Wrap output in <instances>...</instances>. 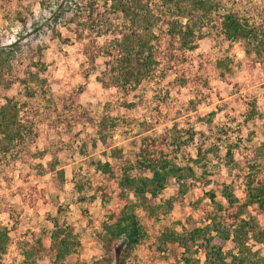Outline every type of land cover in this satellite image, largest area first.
<instances>
[{
	"label": "rangeland",
	"instance_id": "1",
	"mask_svg": "<svg viewBox=\"0 0 264 264\" xmlns=\"http://www.w3.org/2000/svg\"><path fill=\"white\" fill-rule=\"evenodd\" d=\"M192 1L165 6L162 0H144V8L148 6L151 16L171 10L184 24L188 22L184 14L193 9ZM210 1L218 6L215 0ZM236 1L232 0L235 9L245 10L250 0ZM251 1L264 6V0ZM1 4L2 0L0 43L5 60L0 75L10 80L0 81V108L7 99H17L15 102L26 109L19 111L16 120H5L0 126V130H8L6 137L0 134V175L12 176L11 187L0 193V232L7 238L0 240V264H52L54 257L48 248L55 222L71 227L80 243L78 252L59 264H93L95 256H101L96 237L102 221L126 205L146 232L132 264H173L174 255L178 260L185 255L191 264H207L201 240L183 242L186 254L181 244L160 249L165 235L183 233L186 237L193 228L207 224L208 214L222 213L218 206H225V193L243 205L247 202L246 183L253 181L254 187L264 182V74L260 66L259 70H241L244 44L229 48L207 37L203 45L186 53L183 65L160 63L150 79L126 95L102 57L96 61L95 73L84 76L80 67L85 60L75 40L74 24L68 23L70 15L52 27L39 0H19L10 7L11 13L20 9L26 14L29 7L34 17L26 30L19 32L16 22L2 12ZM100 6L104 10L103 1ZM231 6L229 2L224 7ZM210 12L209 16L214 14ZM207 18L197 23L206 26ZM155 20L141 22L140 26L147 28L145 38L163 39L166 29ZM221 53L232 62L226 83L216 76L215 63ZM135 61L132 57L133 66ZM196 65H201L202 72L197 73L208 81V87H199V96L206 100L195 106L192 85L181 87L173 80L178 72L186 68L194 71ZM63 100L67 107H62ZM247 103L255 105L252 117L245 109ZM78 106L88 109L85 118L80 117ZM187 129L196 134L190 143H186ZM101 136L110 148L103 145ZM144 138L155 139L158 148L162 145L175 170L155 198L149 194L150 184L148 191L138 196L96 170L98 163L118 166L115 169L132 166L131 175L150 179L151 174L136 165ZM197 149L206 154L204 162L197 161ZM79 180H89L94 187L108 185L109 190L106 195L86 192L92 199L78 204L73 190ZM241 216L260 222L251 207L244 208ZM29 232L40 241L37 253H27L32 240ZM245 246L252 255L247 264H264V243L248 238ZM221 248L225 253H237L230 241Z\"/></svg>",
	"mask_w": 264,
	"mask_h": 264
},
{
	"label": "trees",
	"instance_id": "2",
	"mask_svg": "<svg viewBox=\"0 0 264 264\" xmlns=\"http://www.w3.org/2000/svg\"><path fill=\"white\" fill-rule=\"evenodd\" d=\"M17 1L19 0H2L1 10L3 13L7 12L6 17L15 21L19 32H23L31 24L34 17L29 7L26 9V14L20 9L11 13L10 7ZM26 1L28 0H21V3ZM101 1L105 5L104 10L100 8ZM162 1L167 6L174 1L179 5L186 0ZM233 1L234 3L237 2L236 0ZM229 2L233 6L224 7ZM192 3L193 9L189 10L188 14H184L187 15L188 22L182 24L179 21L181 16L175 19L171 10H168L166 14H162L160 11L158 12L159 16H151L148 6L146 5L144 8V0H39L43 15L48 11L49 23L52 27H57L59 21L70 15L68 23L74 24L75 40L85 60L80 67L84 76L88 77L95 73L96 61L102 57L105 59L103 62L105 68L116 74L119 88L126 95L139 86L143 80L150 79V75L154 73L160 63H168L173 66L183 65L187 58L186 53L203 45L207 37L212 38L211 41H222V43L229 45V48L236 43H243L241 51L244 54V61L240 64L241 70L243 72L253 69L259 70L258 66H260L264 74V6L256 5L251 0L245 10L235 9L232 0H215L218 6H214V2L210 0H193ZM220 6L222 8H219ZM213 7L214 9H212ZM183 9L186 11V8ZM212 10L214 14L209 16ZM206 18L208 19L206 26L197 23V21H204ZM155 19L160 21L161 26L166 29L162 33L165 36L163 39L158 38V36H150V39L145 38L147 28L140 26L141 22L152 23L153 20L156 21ZM100 38L104 40L100 41ZM164 43L165 46H163ZM1 47L0 43V66L5 60ZM202 56H197L196 59H202ZM132 57L136 58L135 66L131 64ZM188 57L192 59L191 56ZM215 64L216 76L221 82L226 83V75L231 72V59L228 58V55L221 53ZM199 71H201V65H196L194 71L186 68L178 72L179 74L175 73L177 76L173 80L180 82L181 87L188 84L192 85L196 95L192 104L195 106L206 100V98L202 100L199 96V87H208V81L197 73ZM8 80L10 78L0 75V81ZM29 95L28 97H31V94ZM16 100L7 99L6 104L0 108V126L5 123V120H16L19 117V111L26 109V107L17 104ZM66 103V100H63L62 107H67ZM78 107L80 117L85 118L88 109ZM245 107L247 113L250 114L248 117H252L255 113V105L247 103ZM25 115L27 119L28 113ZM29 119L32 120V118ZM6 131L0 130V134L2 133L6 137L8 130ZM186 134L188 135L186 143L192 142L196 136L194 131L189 129L186 130ZM100 141L104 143L105 147H111L103 136L100 137ZM157 144L155 139L144 138L139 161L136 162L138 169L146 170L151 174L150 179L136 178L131 175L134 170L132 166L115 169L118 166L98 163L96 170L103 175H108L109 179L115 180L116 183L120 181L122 183L119 184L121 188L130 189L138 196L145 194L150 184L152 189L149 194L155 198L164 188L169 175L175 172L167 160L168 158L163 151L164 148L161 147L162 145L158 148ZM197 155L198 162L206 160V154L200 149H197ZM88 181L79 180L74 184L73 192L78 204H86L92 199V197L86 196V192L93 191L106 195L109 190L108 185L94 187ZM11 182L12 176L0 175V193L10 188ZM252 182L246 183V204L240 205L239 200L225 193V206H218L222 213L217 214L215 211L208 214L207 224L202 228H193L186 237L183 233L165 235L162 242L163 248L160 250L164 251L168 246L181 244V247L185 249L184 254H186L187 245L183 242L201 240L200 247L204 250L207 264H247L252 260V255L245 246L246 240L251 238L255 242L264 243V182L254 187H252ZM211 198L214 204V196ZM248 207L257 212L259 223L242 219V211ZM9 213L12 214L13 211L11 210ZM85 214L86 211L83 215ZM261 224L263 227L260 226ZM53 228L48 251L54 257L52 264H59L69 254L77 253L80 243L71 227L55 222ZM27 235L32 238L31 243L28 244L30 251L27 253L39 252L41 244L37 240L36 234L29 232ZM145 236V228L138 223L127 205L118 213L110 212L107 219L102 221L96 237V243L101 248V256H95L93 264H132L135 249ZM1 239L5 242L7 240L6 234L0 232ZM227 241L234 245L237 250L236 254L223 252L221 246ZM1 247H3V243L0 242V249ZM24 250H27V246L24 247ZM26 257H29V254H26ZM172 261L173 264H191V259L185 255L180 260L174 255Z\"/></svg>",
	"mask_w": 264,
	"mask_h": 264
}]
</instances>
